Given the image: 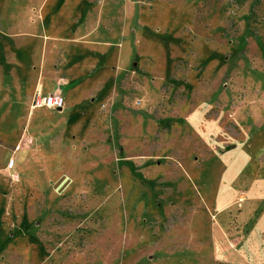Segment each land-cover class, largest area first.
<instances>
[{
    "label": "rangeland",
    "instance_id": "obj_1",
    "mask_svg": "<svg viewBox=\"0 0 264 264\" xmlns=\"http://www.w3.org/2000/svg\"><path fill=\"white\" fill-rule=\"evenodd\" d=\"M0 264H264V0H0Z\"/></svg>",
    "mask_w": 264,
    "mask_h": 264
},
{
    "label": "built area",
    "instance_id": "obj_2",
    "mask_svg": "<svg viewBox=\"0 0 264 264\" xmlns=\"http://www.w3.org/2000/svg\"><path fill=\"white\" fill-rule=\"evenodd\" d=\"M65 106V99L60 90H56L53 93L43 94L38 91L37 95L34 99L33 107H46L52 110L61 111L64 109ZM15 161L11 160L10 167L14 166Z\"/></svg>",
    "mask_w": 264,
    "mask_h": 264
}]
</instances>
